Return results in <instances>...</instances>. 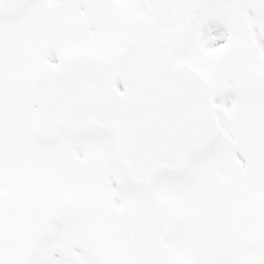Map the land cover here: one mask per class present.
Instances as JSON below:
<instances>
[{
    "label": "snow or ice",
    "instance_id": "1",
    "mask_svg": "<svg viewBox=\"0 0 264 264\" xmlns=\"http://www.w3.org/2000/svg\"><path fill=\"white\" fill-rule=\"evenodd\" d=\"M0 264H264V0H0Z\"/></svg>",
    "mask_w": 264,
    "mask_h": 264
}]
</instances>
